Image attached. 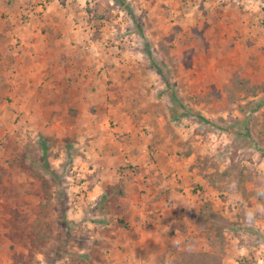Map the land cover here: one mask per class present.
Returning <instances> with one entry per match:
<instances>
[{"label": "rangeland", "instance_id": "374dc122", "mask_svg": "<svg viewBox=\"0 0 264 264\" xmlns=\"http://www.w3.org/2000/svg\"><path fill=\"white\" fill-rule=\"evenodd\" d=\"M0 264H264V0H0Z\"/></svg>", "mask_w": 264, "mask_h": 264}, {"label": "trees", "instance_id": "16d2710c", "mask_svg": "<svg viewBox=\"0 0 264 264\" xmlns=\"http://www.w3.org/2000/svg\"><path fill=\"white\" fill-rule=\"evenodd\" d=\"M174 99L176 98L175 96L173 97ZM180 108H181V110H182V112H183V116H185V107L183 106V105H180ZM178 114V113H177ZM176 113H172V118L173 119H176V118H178L180 115H177ZM182 116V115H181Z\"/></svg>", "mask_w": 264, "mask_h": 264}, {"label": "crops", "instance_id": "0c3cea01", "mask_svg": "<svg viewBox=\"0 0 264 264\" xmlns=\"http://www.w3.org/2000/svg\"><path fill=\"white\" fill-rule=\"evenodd\" d=\"M32 58H33V61L37 60L34 56H32ZM43 63H45V62L44 61L41 62L40 60H37V64H39L40 66H42Z\"/></svg>", "mask_w": 264, "mask_h": 264}]
</instances>
